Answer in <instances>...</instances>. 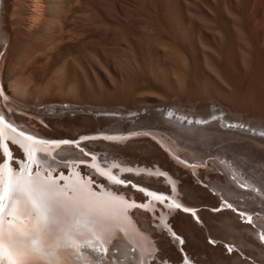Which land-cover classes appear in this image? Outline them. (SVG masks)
Returning <instances> with one entry per match:
<instances>
[{
	"label": "bare ground",
	"instance_id": "bare-ground-1",
	"mask_svg": "<svg viewBox=\"0 0 264 264\" xmlns=\"http://www.w3.org/2000/svg\"><path fill=\"white\" fill-rule=\"evenodd\" d=\"M2 50V100L31 112L30 119L7 116L10 123L51 140L97 133L89 159L0 124L4 143L16 141L11 150L25 160L10 161L14 172L23 165L34 175L39 165L44 177L62 174L61 186L94 181L103 208V222L82 225L71 240L61 230L66 223L38 237L50 255L33 252L28 264H264V0H0ZM119 132L124 139L108 141ZM143 135L175 154L180 147L190 163H219L205 175L216 195L192 187L203 172ZM128 141L137 146L122 151ZM24 149L35 153V164ZM76 160L85 166H72ZM0 175L7 179V170ZM177 204L220 212H205L203 229L199 214L195 223ZM170 217L179 227L168 231ZM15 223L30 236L14 247L32 251L34 220Z\"/></svg>",
	"mask_w": 264,
	"mask_h": 264
},
{
	"label": "snow or ice",
	"instance_id": "snow-or-ice-1",
	"mask_svg": "<svg viewBox=\"0 0 264 264\" xmlns=\"http://www.w3.org/2000/svg\"><path fill=\"white\" fill-rule=\"evenodd\" d=\"M171 115L169 113V116ZM213 118L215 119V117ZM197 123H201V121H197ZM0 124L10 128L13 132L16 131L11 124H5L3 116H0ZM19 135L34 143H43L34 140L30 135L26 136L23 131L19 132ZM13 142L16 143V141ZM20 147L24 148L23 145H20ZM0 148H3V153L7 157L0 164V168L6 169L8 173L7 179L0 175V262L7 258L8 264H28L33 252L45 256L50 255L46 249L38 246V237L52 232L54 226L66 223V230H61L71 240L72 236L79 232L82 225L103 222V208L97 200L99 193L91 187L94 181L88 180L83 184L73 186L65 183L61 186L56 179H52L51 173L47 177L42 176L39 165H37L34 175L30 168H25L23 165H21L19 172H14L10 164L12 154L8 145L4 143L2 132H0ZM24 150L29 163L35 164V153L29 149ZM87 155L85 153V156ZM43 158H46V154ZM100 174L103 175L104 173ZM61 178L62 174L57 177V179ZM112 179L117 184L126 183V181L115 177H112ZM147 195L160 200V196L155 193L149 192ZM176 207H180V205L177 204ZM228 207H231V205H228ZM185 211H188V209H185ZM8 217H11V219H8ZM21 217L34 220L33 232L36 236L32 238V245L36 247L32 251L29 250L27 245L19 249L14 247L17 242H24L30 236L28 231L15 223ZM249 222H251V218H249ZM5 223L8 225L7 230L4 227ZM5 240L8 242V247L5 246Z\"/></svg>",
	"mask_w": 264,
	"mask_h": 264
},
{
	"label": "rangeland",
	"instance_id": "rangeland-1",
	"mask_svg": "<svg viewBox=\"0 0 264 264\" xmlns=\"http://www.w3.org/2000/svg\"><path fill=\"white\" fill-rule=\"evenodd\" d=\"M1 45H3L4 47H6L7 46V44L6 43H3V44H1ZM3 46H2V48H3ZM2 54H4V51L2 50V51H0V57L2 56ZM2 75V74H1ZM3 76V75H2ZM7 103H8V99H7ZM9 105H12V106H15L16 108H17V110H15V112H17V113H20V114H22V115H18V116H21V117H27L28 119H30L31 117H30V111L27 109V108H24V107H20V106H18L17 104H15V103H13V102H10L9 101ZM10 107V106H9ZM11 108V107H10ZM13 109V108H12ZM30 112V113H29ZM35 113H37V112H35ZM38 114V113H37ZM32 115V114H31ZM37 117V116H36ZM19 119H21V118H19ZM35 120V119H34ZM24 123H26V121H24V120H22ZM36 121H38V120H36ZM50 126V125H49ZM49 126H47V127H49ZM51 127V126H50ZM53 130V127H51L50 129H49V131H52ZM130 143V144H129ZM129 144V145H128ZM134 146V145H136L137 146V141H128V142H126V144H124V145H121L120 146V149L123 151V150H125V149H127V147L129 148V147H131V146ZM122 147H123V149H122ZM184 151V150H183ZM117 153L119 154V152H118V149H117ZM207 156H212V155H207ZM208 162V161H207ZM214 164H217V165H219V163H217V162H215V161H210V162H208V165L206 166V165H204L205 167H204V169H201V170H199L200 172H203V174H202V179H203V181H200L198 178H196L197 180H199V181H197L196 180V182H195V180L194 181H192V187H193V185H194V187H200V186H203V187H205L204 189L206 190L207 189V191H208V193L209 194H211V192H212V194L213 193H215V195H216V192H214L212 189H210L208 186H207V182H208V180L205 178V175L207 174V173H210V171H211V173H215V171H214V169L212 170V166L214 165ZM204 171H207V172H204ZM217 173H219V174H221L220 173V171L219 172H217ZM197 175H199V173L197 174ZM200 179H201V177H200ZM179 184L181 185V187H182V189H183V191L185 192V190H184V188H185V186L187 185V180H186V177L185 176H180V178H179ZM193 180V179H192ZM206 182V183H205ZM198 184V185H196V184ZM209 183V182H208ZM202 188V187H201ZM182 191V193H183V195H184V197H185V194H184V192ZM211 194V195H212ZM256 194V193H255ZM214 196V195H213ZM184 197H183V199H184ZM201 202H203V201H201ZM236 202H241V200H236ZM203 203H205V202H203ZM193 207V206H192ZM195 208H200V210L197 212L198 214H199V217H200V220L202 221V222H204L203 224H204V226L202 227L201 226V228H206L207 226H209V223H208V219L206 218V215H205V212H211V213H218V212H220V208H210V207H207L206 205H201V206H199V207H195ZM132 216L135 218V216L133 215V213H132ZM257 216H258V213H257ZM136 219V218H135ZM170 219H171V217H170ZM169 223H171L172 225H173V228H174V224H175V228H178L179 226H178V223L176 222V220H175V218H172L171 219V221H169ZM153 226V225H152ZM154 227V226H153ZM210 238V237H209ZM154 239H155V241H157V245L158 246H160L159 244L161 243V240H160V237L159 236H155L154 237ZM213 239V238H212ZM215 239V238H214ZM187 241V240H186ZM208 241V238H207V240L205 241V242H207ZM186 245H188V243H186L184 246H183V249L185 250V252L186 253H188V255H190V257L192 256V257H194L193 256V254H192V251H188V249H186ZM232 245V244H231ZM234 245V244H233ZM188 247H189V245H188ZM216 248V247H215ZM160 251H161V249H159ZM116 253V252H115ZM160 253H162V251L160 252ZM234 253H236V252H234ZM242 253V252H241ZM229 255H231V254H229ZM244 255V254H243ZM153 261V260H152ZM158 263L160 262V261H158V260H156ZM155 261V262H156ZM161 263V262H160ZM159 263V264H160Z\"/></svg>",
	"mask_w": 264,
	"mask_h": 264
},
{
	"label": "water",
	"instance_id": "water-1",
	"mask_svg": "<svg viewBox=\"0 0 264 264\" xmlns=\"http://www.w3.org/2000/svg\"><path fill=\"white\" fill-rule=\"evenodd\" d=\"M72 166H74V164L72 163ZM80 167H82V166H77V169H79ZM34 168V170H36L37 169V167H33ZM54 173H56L57 174V172L55 171ZM129 174H132L131 172H129ZM57 177L55 176L53 179H56ZM84 178H85V176H84ZM127 182V184L125 183L124 185H120V184H118V186H121V187H124V186H132V187H134L133 186V184H132V181H126ZM93 188H98V186L95 184V183H93L92 185H91ZM137 208V207H136ZM188 215V214H187ZM196 215H198V213L196 212ZM190 216V215H189ZM192 218V217H191ZM193 220V219H192ZM195 223H199V219L197 218V221H195V220H193ZM167 226H168V228H167ZM171 226H173L171 223H169V221L166 223V230H168V231H171ZM174 236H177L176 238L174 237ZM173 237L176 239V240H180L179 239V236L178 235H176L174 232H173ZM178 238V239H177ZM208 243L209 244H211V245H213L212 243H210L209 241H208ZM181 245H183V243H181ZM180 254H182V256H184V253H183V251H180Z\"/></svg>",
	"mask_w": 264,
	"mask_h": 264
}]
</instances>
